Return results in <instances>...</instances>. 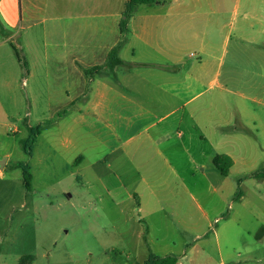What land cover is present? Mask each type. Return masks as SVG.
<instances>
[{
	"label": "crops",
	"instance_id": "obj_1",
	"mask_svg": "<svg viewBox=\"0 0 264 264\" xmlns=\"http://www.w3.org/2000/svg\"><path fill=\"white\" fill-rule=\"evenodd\" d=\"M117 2L115 10L114 0H0V103H7L0 110L20 108L35 95L33 85H48L57 42L59 78L72 91L65 97L83 98L73 120L72 166L90 172L81 181L89 183L94 208L123 215L113 223L143 224L139 236L153 253L147 260L264 264L247 250L228 260L220 245L225 229L239 239H264V209L241 206L229 214L245 195L227 200L224 189L226 178H239L240 189L243 179L227 176L257 160L264 143V0H155L136 7L124 33L127 0ZM117 46L122 64L110 70L107 55ZM90 71L96 88L76 91ZM82 135L92 140L81 142ZM219 155L231 160L226 176L212 165ZM5 159L0 243L15 246L28 236L31 187L5 175Z\"/></svg>",
	"mask_w": 264,
	"mask_h": 264
},
{
	"label": "rangeland",
	"instance_id": "obj_2",
	"mask_svg": "<svg viewBox=\"0 0 264 264\" xmlns=\"http://www.w3.org/2000/svg\"><path fill=\"white\" fill-rule=\"evenodd\" d=\"M115 1L117 0H114L116 10L120 2ZM140 12L141 10L137 15ZM95 24L87 22V30L90 26L94 30ZM58 48L57 42H51V80L48 85L43 86L40 82L38 91L33 85L35 95L32 99L23 98L20 108L12 111L0 110V159L9 157L5 175L22 177L21 170L13 167L22 165L28 168L33 207L31 223L28 219L27 238H20L15 246L0 243V264H20V258L24 256L33 257L29 264H144L153 254L151 246L145 244L139 236L145 232L144 225L135 223L127 226L122 219L113 223V216L121 218L123 215L108 213L104 208H94L95 203L90 200L92 192L88 188L89 183L81 181L90 172L87 170L79 173L72 166L76 156L72 149L76 142L73 120L77 108L83 104V98L72 102L66 99L65 94L70 95L72 91L59 78L55 64L58 55L55 51ZM127 49L124 48L122 52L124 60H129L130 50ZM95 73L90 71L88 79L83 78L81 85L75 87V90L90 94L91 88H96V81L99 79ZM90 78L95 79L93 85L89 82ZM37 81L35 77L33 82L36 85ZM28 86H31L30 82ZM71 104L73 105L70 106ZM28 123L31 124L30 129L40 126L30 157L23 153L19 144L29 135L30 129L26 128ZM16 129L17 133H13ZM69 130H72L70 134ZM64 133H67L66 137ZM91 140L83 135L81 137V142ZM259 141L264 142V139L260 137ZM259 148V158L250 165L242 166L239 176H227L243 179L240 190L245 195L242 201L231 203L229 214H233L241 206L264 209V182L250 177L253 172L264 167V143ZM94 171L103 172V167L97 166ZM238 179L224 180L227 200L236 201ZM227 209L229 207H226V211ZM17 221L20 222V215ZM258 224L263 225L264 219ZM260 229L261 226L258 227ZM180 232L174 231L177 234ZM241 237L242 235L234 236L232 230L225 229L222 232L220 245L224 256L234 261L235 252L247 250L251 252L250 258L260 257L264 262V239H239ZM168 248L169 246L166 249Z\"/></svg>",
	"mask_w": 264,
	"mask_h": 264
},
{
	"label": "trees",
	"instance_id": "obj_3",
	"mask_svg": "<svg viewBox=\"0 0 264 264\" xmlns=\"http://www.w3.org/2000/svg\"><path fill=\"white\" fill-rule=\"evenodd\" d=\"M154 2L155 0H127L122 13L121 20L119 22L120 32L121 33L125 32L126 23L134 13L137 6L143 4H152ZM0 30H2L1 25H0ZM117 51H118V46L113 48L107 55L106 67L110 70H113L115 67L120 66L122 64V61L118 58ZM15 54L18 62L22 63V60L19 54L16 52V50H15ZM39 130H40V126H36L35 128L30 129L28 137L19 142L23 153L28 157H30L32 154L33 147L36 143L37 137L39 136ZM212 165L219 172L220 175L226 176L231 166V160L226 156L219 155L212 160ZM16 168L21 170V176H22L24 188L25 190L29 191L31 187L30 185L31 176L29 174L28 168L22 165H17ZM250 177L255 180H264V167L252 173ZM240 182H241L240 180H238L237 182L238 188L235 194L236 195L235 199H238L241 196V191L239 189ZM32 260L33 257L31 256L21 257L20 264H25L27 261L31 262ZM176 262H177V257L171 255L166 257H150L147 261H145L144 264H175Z\"/></svg>",
	"mask_w": 264,
	"mask_h": 264
},
{
	"label": "water",
	"instance_id": "obj_4",
	"mask_svg": "<svg viewBox=\"0 0 264 264\" xmlns=\"http://www.w3.org/2000/svg\"><path fill=\"white\" fill-rule=\"evenodd\" d=\"M5 162H6V159L3 158V159H0V169L2 170L4 165H5Z\"/></svg>",
	"mask_w": 264,
	"mask_h": 264
}]
</instances>
